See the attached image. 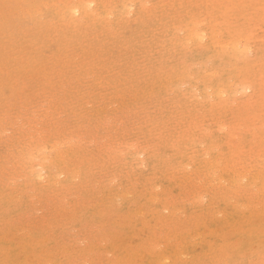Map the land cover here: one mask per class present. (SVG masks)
<instances>
[{
    "label": "rangeland",
    "instance_id": "rangeland-1",
    "mask_svg": "<svg viewBox=\"0 0 264 264\" xmlns=\"http://www.w3.org/2000/svg\"><path fill=\"white\" fill-rule=\"evenodd\" d=\"M90 1L0 0V264H264V0Z\"/></svg>",
    "mask_w": 264,
    "mask_h": 264
},
{
    "label": "bare ground",
    "instance_id": "bare-ground-1",
    "mask_svg": "<svg viewBox=\"0 0 264 264\" xmlns=\"http://www.w3.org/2000/svg\"><path fill=\"white\" fill-rule=\"evenodd\" d=\"M92 2H93V1L91 0L90 3H92ZM94 2H95V1H94ZM89 6H90V5H89ZM87 9H88V8H87ZM76 12H79V10H77ZM249 48H250V47H249ZM247 88H248V87H247ZM247 88H246V89H247Z\"/></svg>",
    "mask_w": 264,
    "mask_h": 264
}]
</instances>
